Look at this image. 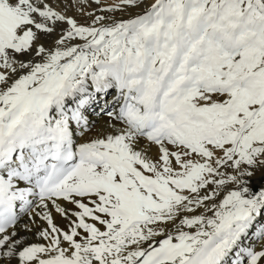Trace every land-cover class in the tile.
Listing matches in <instances>:
<instances>
[{"label":"snow or ice","instance_id":"1","mask_svg":"<svg viewBox=\"0 0 264 264\" xmlns=\"http://www.w3.org/2000/svg\"><path fill=\"white\" fill-rule=\"evenodd\" d=\"M0 264H264V0H0Z\"/></svg>","mask_w":264,"mask_h":264},{"label":"bare ground","instance_id":"2","mask_svg":"<svg viewBox=\"0 0 264 264\" xmlns=\"http://www.w3.org/2000/svg\"><path fill=\"white\" fill-rule=\"evenodd\" d=\"M108 3H112L113 0H107ZM93 8H95L96 6L93 4L92 5ZM140 11L139 9H130L128 12L126 13H116L115 15L117 16V18H120L121 16H123L124 18H127L128 15L130 14H135L136 12ZM69 15H74L77 17V19H79L82 23L84 22L85 18L81 17L79 15H77L76 10L73 8L72 10L69 11ZM94 119H96L95 117H93ZM98 124H103V119H99L98 120Z\"/></svg>","mask_w":264,"mask_h":264}]
</instances>
